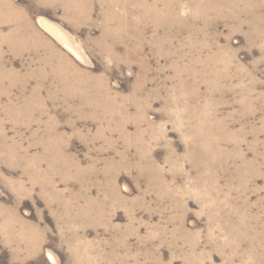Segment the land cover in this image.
I'll return each instance as SVG.
<instances>
[{
  "label": "rangeland",
  "instance_id": "1",
  "mask_svg": "<svg viewBox=\"0 0 264 264\" xmlns=\"http://www.w3.org/2000/svg\"><path fill=\"white\" fill-rule=\"evenodd\" d=\"M80 2L0 0V264H264V0Z\"/></svg>",
  "mask_w": 264,
  "mask_h": 264
},
{
  "label": "bare ground",
  "instance_id": "2",
  "mask_svg": "<svg viewBox=\"0 0 264 264\" xmlns=\"http://www.w3.org/2000/svg\"><path fill=\"white\" fill-rule=\"evenodd\" d=\"M66 1H69V2H71L75 7H77V8H79L80 9V7H83L84 5H82L83 4V2H80V0H66ZM84 1H87V0H84ZM110 1V0H109ZM114 1H116V0H112V3L114 2ZM142 2H144V0H141ZM89 3V2H88ZM9 4V3H8ZM3 8V7H2ZM2 8L0 7V14L2 13L4 16H11L10 15V13L12 12V10H14V7L13 6H9V7H7L8 8V10L6 9V10H2ZM71 10V9H70ZM152 12L153 13H159V14H162L161 13V11L158 9V7H153V10H152ZM148 15V14H147ZM163 15V14H162ZM13 19H15L14 18V16L12 15L11 16ZM10 17V18H11ZM107 18V17H106ZM9 20V19H8ZM26 22V21H25ZM45 27L48 29V30H50L51 32H53V33H55V31L50 27V26H48V25H45ZM118 32V31H117ZM110 34H112L111 32H110V30H106V33H105V35L107 36V35H110ZM16 34H15V32H12L11 33V37H13V36H15ZM53 35V34H52ZM8 37H9V35H8ZM21 40V39H20ZM26 42V41H25ZM31 45V44H30ZM41 45V44H40ZM53 48H52V51H53V53L55 54V56H59L64 62H66L67 64H69V66H72L71 65V63L72 62H70L69 61V59H67L64 55H62L61 53H60V51L58 50V49H56L54 46H52ZM61 63V62H60ZM67 71V70H66ZM69 71H71V70H69ZM73 72H75V73H73V76L75 75V76H78L79 75V72L76 70V69H73ZM69 75V74H68ZM75 78V77H74ZM63 80H64V78H62ZM76 79V78H75ZM66 81V80H65ZM73 81V79H72V77H68V83L70 84L71 82ZM79 82H80V80H79ZM73 83H75V80H74V82ZM101 90V89H100ZM102 92V91H101ZM99 93V92H98ZM95 95V94H94ZM105 101V100H104ZM88 103H90V104H93V103H95V101H94V99L93 98H89L88 99V101H87ZM98 105V104H97ZM93 106V105H92ZM204 146V145H203ZM204 152V151H203Z\"/></svg>",
  "mask_w": 264,
  "mask_h": 264
}]
</instances>
